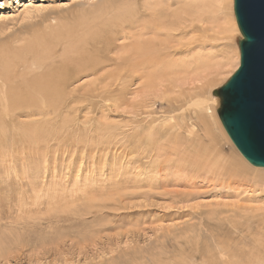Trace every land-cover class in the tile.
Returning a JSON list of instances; mask_svg holds the SVG:
<instances>
[{"label":"rangeland","instance_id":"obj_1","mask_svg":"<svg viewBox=\"0 0 264 264\" xmlns=\"http://www.w3.org/2000/svg\"><path fill=\"white\" fill-rule=\"evenodd\" d=\"M107 1L0 0V84L4 71L15 83L46 74L75 78L68 91H77L0 119V264H217V222L264 219V175L211 102L240 66L234 4L217 29L204 20L177 36L183 46L171 43L181 51L167 75L140 70L125 81L138 31L118 30L89 47L90 58L102 50L100 72L81 65L80 26L107 12ZM165 1L175 12L192 0ZM51 36L48 54L18 59ZM198 54L208 66L190 70ZM95 90L99 96H84ZM200 95L210 103L194 106ZM217 143L247 172L245 183L210 170Z\"/></svg>","mask_w":264,"mask_h":264},{"label":"bare ground","instance_id":"obj_2","mask_svg":"<svg viewBox=\"0 0 264 264\" xmlns=\"http://www.w3.org/2000/svg\"><path fill=\"white\" fill-rule=\"evenodd\" d=\"M138 1L139 0H122L121 2H118V0H108L105 3L107 5L109 4V7L111 6V8H109L107 12H105V10L102 11V9L100 8L99 11L105 12L104 14L102 12H99L96 15H93L91 19H88L87 22H83V25L80 26V31L81 29L84 30L83 36L85 37V39L82 41H85L86 44L84 49L80 51V56L82 63L81 65L84 71L89 70L92 73L96 74L103 69V66L100 64L101 58H99L100 56H98V52L100 53L101 49L97 51L95 48L93 52L96 51V54L94 53L95 55L90 58V55L92 54L90 53V46L95 43L100 44V42L104 41V39L107 37H111L112 39V36L115 37L118 30H121L122 32H126L127 30L130 32L138 31L136 32V35L138 34L136 41L137 45L135 48H132L133 50L131 51V53H129L130 55L127 53V55L130 56V60L128 63L129 70L125 72L124 75L127 78H124L123 76V78L119 77V79H125L126 81V79H128L129 77L130 79L131 77L135 78L134 73L140 70H156L159 76H162L163 74L167 75V71H170L172 69L171 57L174 56H172V54H175L176 52L179 53L181 51V48L176 49L171 46V43L179 42L178 44L180 46H183V43H180V39L177 38V36L181 35L182 37V35H184L185 32L188 31L187 29L195 28L197 24L203 25L204 20L209 23V26L212 25L213 29H217V19H219L224 14V12H231V9L234 4V0H192L190 1V3H183L184 6H182L181 10H175V12H172V9L170 10V2H167L165 0H152L150 2L142 4L143 6H140ZM116 3L117 5L115 6ZM104 7L108 8L106 6ZM85 16H83L82 18L85 19ZM236 24L233 22L234 29L237 26ZM199 27L198 29H200ZM206 30L205 32L208 33V31ZM79 34L81 36L82 33ZM203 36L204 35H202V37ZM41 39V42L44 41L42 44H36V42L30 43L26 49L24 48L27 52L23 50L24 52L18 55V59L20 60L25 56L31 55L39 57L43 53L48 54L50 51H52L53 46L50 43L52 41V36L48 40L43 38ZM54 39L55 38H53V40ZM77 42H81V39ZM177 53L175 55H177ZM1 58L0 63H4L3 59ZM192 59V61H189L192 66L190 67V70L191 68L203 69L204 67L208 66V60L205 59L204 56H201V54H198L195 59L194 57ZM7 66L8 69H11L10 65ZM4 67H6V65H4ZM187 69L189 70V68ZM8 71L11 72V70ZM4 72L6 73V82L1 80L2 83L0 84V119H11L12 115H15L16 113L18 114L21 111L39 110L44 106H48L49 104L52 105L57 102L67 100V98L77 97L76 90L68 91V89L73 84L75 78L61 77L57 75L50 76L43 74L36 77L28 76V78H23L22 81L19 80L20 83H15L13 80H11L14 78H10L11 74L7 71ZM143 76H145V74ZM11 77H13V74ZM16 80L17 78L15 79V81ZM215 94H217V92H215ZM99 95L100 93H97V90H95V93L93 95L87 94L84 96L96 97ZM216 100L212 99L211 102H213L214 105H217L218 110L220 106V99L218 96ZM207 103L210 102H206L204 99L201 98L200 95V98L198 97V99L195 100L193 105L204 107L207 105ZM53 109L55 110L54 107ZM215 155L217 158V165H213L210 169L211 171L215 172L217 169V176L230 179L231 182L237 181L240 183H245L248 176L247 172L243 170V168L235 161V159L224 154L223 150L218 145V143L217 151L213 156ZM213 156L209 158L212 159L214 158ZM209 165L211 164L207 163L206 167L210 168ZM255 171L261 176L264 175L263 168H257V170ZM246 217L247 216H245V218ZM246 223L247 225L249 224V222ZM258 223L259 224L255 223L256 225L252 224V226H244L243 224L239 223L217 222V243L221 248L219 251V257L217 259V264H264V219L259 220Z\"/></svg>","mask_w":264,"mask_h":264},{"label":"water","instance_id":"obj_3","mask_svg":"<svg viewBox=\"0 0 264 264\" xmlns=\"http://www.w3.org/2000/svg\"><path fill=\"white\" fill-rule=\"evenodd\" d=\"M234 14L240 66L217 92L218 115L241 155L264 169V0H234Z\"/></svg>","mask_w":264,"mask_h":264}]
</instances>
